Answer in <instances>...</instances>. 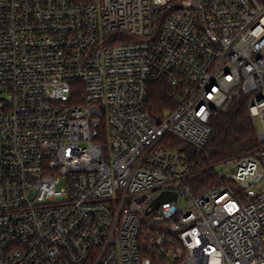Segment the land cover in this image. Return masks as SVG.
<instances>
[{
	"label": "built area",
	"instance_id": "2783aa9c",
	"mask_svg": "<svg viewBox=\"0 0 264 264\" xmlns=\"http://www.w3.org/2000/svg\"><path fill=\"white\" fill-rule=\"evenodd\" d=\"M0 90V264H264V0H0ZM241 93L261 146L196 195Z\"/></svg>",
	"mask_w": 264,
	"mask_h": 264
},
{
	"label": "trees",
	"instance_id": "16d2710c",
	"mask_svg": "<svg viewBox=\"0 0 264 264\" xmlns=\"http://www.w3.org/2000/svg\"><path fill=\"white\" fill-rule=\"evenodd\" d=\"M174 92L164 80L149 84L147 108L154 116L162 117L163 112L175 107ZM251 97L241 93L230 99L213 118L212 132L204 149H185V158L191 168L188 183L192 191L199 195L212 188L218 180L216 166L229 160L256 151L261 142L257 127L250 114ZM101 136L97 140H101ZM174 147L184 145L174 140Z\"/></svg>",
	"mask_w": 264,
	"mask_h": 264
},
{
	"label": "rangeland",
	"instance_id": "374dc122",
	"mask_svg": "<svg viewBox=\"0 0 264 264\" xmlns=\"http://www.w3.org/2000/svg\"><path fill=\"white\" fill-rule=\"evenodd\" d=\"M8 96H9L8 93L3 92V91L0 90V99L8 98ZM256 122H257V124L259 125V120H256ZM182 146H185V144L182 145ZM1 147H2V141H1V139H0V149H1ZM231 167H232V163H227V164L217 165V166H216V171H217L218 173H225V174L229 175V174H230ZM57 187H58V188H63V187H65V182H61V183H59V184L57 185ZM179 205H180L181 207H184V206H185V201H184V199H182V200L179 202Z\"/></svg>",
	"mask_w": 264,
	"mask_h": 264
},
{
	"label": "water",
	"instance_id": "95a60500",
	"mask_svg": "<svg viewBox=\"0 0 264 264\" xmlns=\"http://www.w3.org/2000/svg\"><path fill=\"white\" fill-rule=\"evenodd\" d=\"M160 122V120H158ZM178 194L176 192L166 191L163 192L154 202H153V208H158L163 202L165 201H173L177 200Z\"/></svg>",
	"mask_w": 264,
	"mask_h": 264
}]
</instances>
